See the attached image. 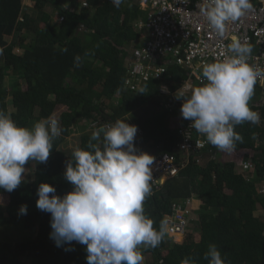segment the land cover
Returning <instances> with one entry per match:
<instances>
[{"label": "trees", "instance_id": "obj_1", "mask_svg": "<svg viewBox=\"0 0 264 264\" xmlns=\"http://www.w3.org/2000/svg\"><path fill=\"white\" fill-rule=\"evenodd\" d=\"M31 1L33 5L25 8L24 0H0V47L4 48L0 111L18 126L31 128L58 105L65 109L58 118L62 132L53 140L48 161L27 162L31 168L26 176L22 174L21 185L11 193L0 189V194H8V202L0 205V228L21 231L13 243L8 238L0 241V264H87L86 246L72 242V251H65L69 245L57 247L49 235L50 214L36 207L41 183L54 186L61 197L73 190L64 176L73 152H65L64 140L75 128L81 132L78 148L87 150L96 128L120 119L141 130L134 141L139 151L146 152V146L161 149L158 158L171 154L180 135L167 125L166 106L178 110L181 125L191 122L182 118L183 99L177 96L189 98L206 81H197L192 68L178 64L175 56L167 58L173 60L159 79L144 80L131 73L133 69L126 74L127 57L132 63L146 41L145 29L138 28L146 20L140 0H124L119 8L111 0ZM127 76L140 88L131 89ZM190 79L193 83L185 89ZM260 97L256 84L249 106L263 124L244 122L234 127L243 137L235 150L253 151L244 156L253 163L248 173L237 172L233 161L220 162L218 149L209 143L190 154L184 166L178 161L181 168L176 175L151 184L144 210L157 230L162 220L173 217L174 205L184 207L187 201L198 200L200 207L185 214L188 227L181 241L167 233L158 247L141 246L143 264H182L185 259L208 264L204 255L210 245L216 246L222 259L230 257V264H264V217L257 216L264 211V100L260 102ZM91 123L93 129L86 131ZM21 205H27L26 215L19 214Z\"/></svg>", "mask_w": 264, "mask_h": 264}, {"label": "clouds", "instance_id": "obj_2", "mask_svg": "<svg viewBox=\"0 0 264 264\" xmlns=\"http://www.w3.org/2000/svg\"><path fill=\"white\" fill-rule=\"evenodd\" d=\"M111 3L119 8L124 0ZM252 9L251 0H208L201 12L211 28L223 36L227 22L238 21ZM228 51L231 56L203 66L205 84L187 99L177 96L183 99L182 118L191 121L195 130L223 152H232L243 142L234 131L236 125L260 122L259 113L249 102L257 81L264 78V68L248 63L252 45L233 38ZM3 54L0 47V56ZM80 59L76 57L77 62ZM140 91L142 94L143 89ZM61 132L54 115L27 128L0 111V189L9 193L17 189L23 183L27 162L46 163L53 140ZM137 132L138 126L120 119L96 128L87 150L77 148L66 163L64 176L73 190L61 197L50 184L41 183L37 189L36 207L51 216L50 239L57 247L69 245L65 251L74 250L72 242L85 245L87 264H143L141 246L156 248L168 233L167 219L157 230L145 215L144 201L152 195L155 157L135 147ZM242 162H250L252 167L245 169ZM238 165L239 173L253 168L249 160ZM19 214H27V205L20 206ZM204 259L208 264H226L215 245L209 246ZM182 264L192 262L185 259Z\"/></svg>", "mask_w": 264, "mask_h": 264}, {"label": "built area", "instance_id": "obj_3", "mask_svg": "<svg viewBox=\"0 0 264 264\" xmlns=\"http://www.w3.org/2000/svg\"><path fill=\"white\" fill-rule=\"evenodd\" d=\"M140 3L146 11V20L140 21L138 28L145 29L142 37L146 41L144 47L136 51L134 61L127 63V68L133 69L131 73L140 75L144 80L161 78L168 61L173 60L167 58L175 56L178 64L192 68L191 75L197 81L204 82L201 78L203 66L231 56L228 45L233 38L252 45L248 63L264 68V0L252 3L253 9L238 21L227 22L223 36L211 28L201 12L208 0H196L194 3L192 0H141ZM257 82L264 88V78ZM192 83L190 79L185 89H190ZM126 84L133 90L140 88V84L131 81L128 76ZM162 91L165 92L164 89ZM177 129L180 135L177 147L183 155L181 166H184L190 154L203 150L209 142L205 134L191 126V122L180 124ZM177 162L174 152L156 159L150 183H162L176 175L181 168ZM242 166L245 169L252 167L250 162H242ZM190 203L187 201L184 207L174 205L175 214L167 218L170 236H184L188 227L184 216L192 210Z\"/></svg>", "mask_w": 264, "mask_h": 264}, {"label": "rangeland", "instance_id": "obj_4", "mask_svg": "<svg viewBox=\"0 0 264 264\" xmlns=\"http://www.w3.org/2000/svg\"><path fill=\"white\" fill-rule=\"evenodd\" d=\"M83 3H84V1H83ZM23 4H24L25 8L26 7L28 8L29 6H32L33 5V2L31 0H24ZM79 7H80V4H78V8ZM262 96H264V95H262ZM262 100H263V97H261L259 99V101H262ZM64 109H65L64 106L58 105L55 108V110H54V112H53L52 115H54L58 119L60 113L62 111H64ZM164 112H165V115H166V122H167V125L169 127H173L174 128V127H176V126H178L180 124L179 123L180 122V116H178V114H177L178 113V110L176 108H174L173 106H166V109H165ZM85 123L86 122H84V124ZM259 123L262 124L263 121H260ZM84 124L81 122L80 125H84ZM93 126H94V123L88 124V128L86 129V131H89V129L90 130L93 129ZM80 133L81 132L79 130H76L74 128L73 133H71L64 140V142L62 144V147L65 150V152L70 153V152H73L74 150H76L78 148V146H79V139H80ZM140 133H141V130L138 127L137 135H140ZM144 149L146 150V152L148 154L152 155L153 157H157V155L161 153V149H158V148L157 149L150 150V149H148L145 146ZM244 151L247 152V151H249V149H247V150H241L240 152L237 153V156L236 157H232L231 155H229L230 152H226L225 153L223 151L218 150V151H216V153H219V154L216 156V158L220 162H225V161H227V160L230 159V160H233V161H235L237 163L239 159H242L243 152ZM31 163H36V162L35 161H31ZM24 167H25L24 176H26L29 173L31 167L28 166V165H24ZM238 167H240V166L237 165V169L236 170H240L241 169V168L239 169ZM163 178H165V177H163ZM262 192H264V189H262ZM7 202H8V194H6V193L3 194V195L0 194V205H3V207H4ZM190 205H191L190 207H192L193 210H196V209H198L200 207V201H198V200L191 201ZM191 215H192V211H191ZM193 227H194V225L192 226V228ZM20 232L21 231H17V230L15 231L13 229H11V230H3V229L0 228V241H4L5 238H8V239H10L9 241L13 243L16 240V237L20 234ZM193 233H195V232H193ZM195 234H194V236H196V238H198V232H196ZM172 237L176 241H181L182 238H183L182 235H180V234L179 235L178 234H175ZM225 262H226V264H230L231 263L230 262V257L226 258L225 259Z\"/></svg>", "mask_w": 264, "mask_h": 264}, {"label": "crops", "instance_id": "obj_5", "mask_svg": "<svg viewBox=\"0 0 264 264\" xmlns=\"http://www.w3.org/2000/svg\"><path fill=\"white\" fill-rule=\"evenodd\" d=\"M141 1V0H140ZM85 3V2H84ZM139 5H140V7L141 8H143L142 7V5H141V3H139ZM84 6H86V5H84ZM83 29V26H81V28H80V30H82ZM129 60V58L127 57V59H126V62ZM97 63V62H96ZM126 74H127V71H126ZM257 85L261 88V96L262 95H264V88L263 87H261V85L257 82ZM22 87H25V84H23L22 85ZM263 97V99H264V96H262ZM180 123V122H179ZM261 124V123H260ZM263 124V123H262ZM261 124V125H262ZM180 125V124H179ZM178 125V126H179ZM178 126H176V127H170V128H173V129H176L177 130V133H178ZM149 149V148H148ZM151 150V149H150ZM175 153V155H176V157H177V161H179V162H181L182 161V153L178 150V147H177V144L175 145V147H174V150L171 152V153ZM238 152H240V151H236V150H234V151H232V152H230L229 153V155H231L232 157H236L237 156V153ZM226 153V152H225ZM251 153V154H250ZM245 154H249V155H252L253 154V151L252 150H249V151H247V152H243V157H242V159H239L238 160V162L239 161H242L243 159H244V156H245ZM163 156V155H162ZM161 157V156H160ZM156 159H158V157L157 158H155V160ZM230 160V159H229ZM228 161V160H227ZM230 161H233V160H230ZM233 162H235V161H233ZM238 162L236 163V167H237V165H238ZM239 169H240V167H238ZM240 170H237V172H239ZM257 216L259 217V218H262V217H264V211H259L258 212V214H257Z\"/></svg>", "mask_w": 264, "mask_h": 264}]
</instances>
